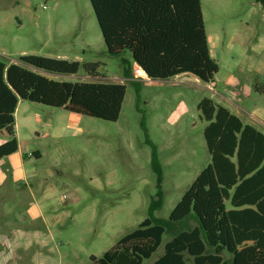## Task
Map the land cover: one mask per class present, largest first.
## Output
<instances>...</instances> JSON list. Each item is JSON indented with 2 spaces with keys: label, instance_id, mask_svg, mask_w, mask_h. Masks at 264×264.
Instances as JSON below:
<instances>
[{
  "label": "rangeland",
  "instance_id": "1",
  "mask_svg": "<svg viewBox=\"0 0 264 264\" xmlns=\"http://www.w3.org/2000/svg\"><path fill=\"white\" fill-rule=\"evenodd\" d=\"M201 2L211 55L220 66L210 84L190 74L139 79L135 66L127 79L122 58L133 63L132 57L107 52L90 0H0V61L21 64V56L36 55L97 62L98 76L83 69L74 75L43 73L60 82L127 86L116 122L28 101L18 104L19 149L0 161V231L45 230L46 220H53L64 264H90L91 256L101 258L149 217L159 193L162 206L154 217L167 220L211 163L207 122L198 110L202 99L211 98L258 126L238 111L250 113L253 102L264 103V5L261 0ZM143 118L158 150L161 182ZM8 140L0 136V145ZM196 224L187 219L169 229L144 264H153L170 240Z\"/></svg>",
  "mask_w": 264,
  "mask_h": 264
},
{
  "label": "trees",
  "instance_id": "2",
  "mask_svg": "<svg viewBox=\"0 0 264 264\" xmlns=\"http://www.w3.org/2000/svg\"><path fill=\"white\" fill-rule=\"evenodd\" d=\"M264 5V0H261ZM107 52L122 57L124 76L140 66L153 80L190 74L200 82H214L220 70L212 57L201 0H90ZM21 64L0 61V161L19 149L15 113L21 101L116 122L127 86L122 83H69L43 72L74 75L83 69L98 76L100 64L36 55L20 57ZM133 82V81H131ZM135 83V82H134ZM211 163L199 174L167 220L150 215L101 258L90 264H144L161 246L164 234L187 219L197 224L183 230L165 246L153 264H264V133L244 123L211 98L198 104ZM142 127L146 134V123ZM152 147V167L158 181L162 168Z\"/></svg>",
  "mask_w": 264,
  "mask_h": 264
},
{
  "label": "crops",
  "instance_id": "3",
  "mask_svg": "<svg viewBox=\"0 0 264 264\" xmlns=\"http://www.w3.org/2000/svg\"><path fill=\"white\" fill-rule=\"evenodd\" d=\"M260 91L264 94L263 87ZM263 97L261 99H264ZM253 104L252 112L245 113L241 110L238 112L250 115L258 126L253 123L246 124L253 125L264 133V130L260 128V125L264 128V103L253 102ZM241 120L243 121L242 118ZM56 220L61 222L60 218ZM52 221L46 220L45 230L12 229L7 233L0 231V264H64L63 253L51 230Z\"/></svg>",
  "mask_w": 264,
  "mask_h": 264
},
{
  "label": "built area",
  "instance_id": "4",
  "mask_svg": "<svg viewBox=\"0 0 264 264\" xmlns=\"http://www.w3.org/2000/svg\"><path fill=\"white\" fill-rule=\"evenodd\" d=\"M135 76L139 79H144V78L148 79L146 72L141 67L138 66H136L135 68Z\"/></svg>",
  "mask_w": 264,
  "mask_h": 264
},
{
  "label": "water",
  "instance_id": "5",
  "mask_svg": "<svg viewBox=\"0 0 264 264\" xmlns=\"http://www.w3.org/2000/svg\"><path fill=\"white\" fill-rule=\"evenodd\" d=\"M136 66H138V65H136ZM138 67H140V66H138ZM147 77H148V76H147ZM148 79L151 80L149 77H148ZM152 81H153V80H152Z\"/></svg>",
  "mask_w": 264,
  "mask_h": 264
}]
</instances>
